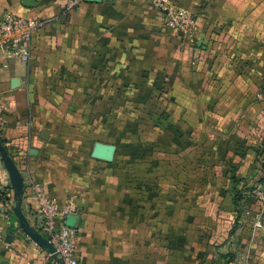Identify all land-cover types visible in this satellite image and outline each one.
Instances as JSON below:
<instances>
[{
  "label": "crops",
  "instance_id": "obj_1",
  "mask_svg": "<svg viewBox=\"0 0 264 264\" xmlns=\"http://www.w3.org/2000/svg\"><path fill=\"white\" fill-rule=\"evenodd\" d=\"M67 1L0 0L45 21L29 61L0 50V264H64L37 188L75 202L81 264H264V0H175L193 44L147 0Z\"/></svg>",
  "mask_w": 264,
  "mask_h": 264
},
{
  "label": "built area",
  "instance_id": "obj_2",
  "mask_svg": "<svg viewBox=\"0 0 264 264\" xmlns=\"http://www.w3.org/2000/svg\"><path fill=\"white\" fill-rule=\"evenodd\" d=\"M82 0H68L67 7L78 5ZM161 12L165 27L188 44L198 38L199 26L194 11L180 5L175 0H147ZM45 25V21L28 16L8 13L0 19V50L5 59H19L27 62L31 58L33 41ZM41 203V233L54 245L58 257L64 264H81L78 250L77 229L67 224L65 218L77 211L72 199L59 205L49 200L41 188H37ZM254 227H263L257 218Z\"/></svg>",
  "mask_w": 264,
  "mask_h": 264
},
{
  "label": "water",
  "instance_id": "obj_3",
  "mask_svg": "<svg viewBox=\"0 0 264 264\" xmlns=\"http://www.w3.org/2000/svg\"><path fill=\"white\" fill-rule=\"evenodd\" d=\"M115 146L114 145H107V144H102V143H97L95 146V149L93 151V157L100 158L103 160L111 161L113 159V154H114ZM5 146L3 145L2 141L0 140V155L2 158L5 157ZM26 228V226H25ZM27 232L32 235L39 244L43 245L48 249L50 252L51 256L53 258H58V255L56 253V249L54 245L49 241L48 238H46L38 229L30 230L26 228ZM9 238V235H8ZM61 260V259H60Z\"/></svg>",
  "mask_w": 264,
  "mask_h": 264
},
{
  "label": "trees",
  "instance_id": "obj_4",
  "mask_svg": "<svg viewBox=\"0 0 264 264\" xmlns=\"http://www.w3.org/2000/svg\"><path fill=\"white\" fill-rule=\"evenodd\" d=\"M167 29V28H166ZM168 30V29H167ZM1 140L3 141V143H4V140L1 138ZM247 196H244V195H242L241 193H237V195L235 196V200L236 201H240V200H245V198H246Z\"/></svg>",
  "mask_w": 264,
  "mask_h": 264
},
{
  "label": "rangeland",
  "instance_id": "obj_5",
  "mask_svg": "<svg viewBox=\"0 0 264 264\" xmlns=\"http://www.w3.org/2000/svg\"><path fill=\"white\" fill-rule=\"evenodd\" d=\"M246 256L239 254V262L237 261V264H245L246 263Z\"/></svg>",
  "mask_w": 264,
  "mask_h": 264
}]
</instances>
